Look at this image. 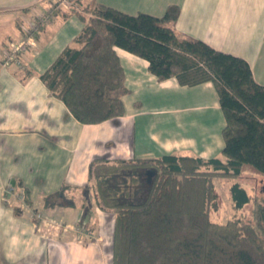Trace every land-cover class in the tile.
I'll return each instance as SVG.
<instances>
[{
	"label": "crops",
	"instance_id": "1",
	"mask_svg": "<svg viewBox=\"0 0 264 264\" xmlns=\"http://www.w3.org/2000/svg\"><path fill=\"white\" fill-rule=\"evenodd\" d=\"M55 2L0 0V264L106 262L98 243H84L73 231L84 209L95 212L94 221L90 217L83 223L89 231L99 232L106 223L105 211L92 199L80 198L91 195L93 159H210L218 157L224 145L225 121L212 82L183 86L175 78L159 81L146 60L120 48L115 52L127 90L123 115L98 124L79 123L40 79L66 47H77L74 41L85 25L61 5L40 27L34 45L20 55L21 65L5 66V52L31 23L48 15ZM94 2L156 18L177 6L178 34L242 58L254 81L264 86V0ZM62 187L73 206L56 203ZM49 196H54V207L44 203Z\"/></svg>",
	"mask_w": 264,
	"mask_h": 264
},
{
	"label": "trees",
	"instance_id": "2",
	"mask_svg": "<svg viewBox=\"0 0 264 264\" xmlns=\"http://www.w3.org/2000/svg\"><path fill=\"white\" fill-rule=\"evenodd\" d=\"M90 5L89 18L76 7L65 10L85 23L74 41L77 47H66L40 75L79 123L98 124L124 113L127 90L115 48L146 60L159 81L175 78L183 86L212 82L225 121L218 157L90 162L91 195L80 198L92 197L113 214L112 264H264V195L254 199L249 217L233 213L223 224L210 219L216 208L215 179L264 176V86L254 81L242 58L178 34L177 6L156 18L128 15L94 0ZM65 190L56 193L55 201L73 206ZM229 196L236 212L252 202L238 182ZM53 199L47 197L45 205L54 207Z\"/></svg>",
	"mask_w": 264,
	"mask_h": 264
},
{
	"label": "rangeland",
	"instance_id": "3",
	"mask_svg": "<svg viewBox=\"0 0 264 264\" xmlns=\"http://www.w3.org/2000/svg\"><path fill=\"white\" fill-rule=\"evenodd\" d=\"M61 0H56L55 5L59 4ZM64 2L63 7L67 11L69 7H76L77 10L82 13L86 18H89L91 13H93L94 6H91L90 3H87L88 0H62ZM83 8H90V13H86ZM83 10V11H82ZM238 182L243 186L246 191L252 196V202L244 207L240 212L234 211L230 201L229 191L233 183ZM214 187L216 193V208L210 213V219L218 224L226 223L232 218L233 213H238V215H245L249 217L250 207L254 203V199H260L264 195V176H256L251 174H244L237 179L231 180H214ZM92 199V197H90ZM92 204L95 202L92 200ZM96 205V204H95ZM106 223L104 224L101 231L98 230L94 233L86 229L83 223H86V220H90L92 215H95V212H90L89 209H84L78 218V222L75 223L74 234L80 241L84 243H91L94 241L98 243L102 248L104 258L106 260L104 264H112V229H113V214L110 210H106ZM92 214V215H91ZM38 219H41L39 215L36 216ZM42 217V216H41ZM36 218V219H37ZM84 221V222H83ZM91 221H94L92 218ZM79 226V227H77ZM99 238V239H98Z\"/></svg>",
	"mask_w": 264,
	"mask_h": 264
},
{
	"label": "built area",
	"instance_id": "4",
	"mask_svg": "<svg viewBox=\"0 0 264 264\" xmlns=\"http://www.w3.org/2000/svg\"><path fill=\"white\" fill-rule=\"evenodd\" d=\"M64 2H61L57 5H54L52 10L48 12V15L39 17L34 23H31L29 27L25 30L23 35L21 36V40L15 45L11 46L4 54V65L6 66L8 63H15L18 67L21 65L19 57L26 50L27 47L34 45V36L40 29V27L47 21L49 15L59 8V6H63Z\"/></svg>",
	"mask_w": 264,
	"mask_h": 264
}]
</instances>
